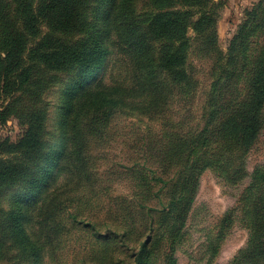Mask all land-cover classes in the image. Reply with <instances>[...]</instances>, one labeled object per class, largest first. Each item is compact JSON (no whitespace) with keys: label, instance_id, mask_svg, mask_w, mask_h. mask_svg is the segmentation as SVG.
Wrapping results in <instances>:
<instances>
[{"label":"trees","instance_id":"trees-1","mask_svg":"<svg viewBox=\"0 0 264 264\" xmlns=\"http://www.w3.org/2000/svg\"><path fill=\"white\" fill-rule=\"evenodd\" d=\"M35 2L0 0V122L14 114L20 124L26 125L15 143L16 151L26 159L30 151H43V159L55 162L73 142L84 116L92 119L96 110H119L125 104L135 111L128 114L153 123L150 128L160 126L164 137L155 147L158 162L147 179L148 184L160 183V194L156 191V204L146 207L150 227L153 232H161L139 244L134 264H150L154 253L151 244L162 239L168 246L163 264H176L175 247L205 169H211L230 185L248 178L236 204L225 210L216 234L209 237L210 252H215L234 218L239 217L247 239L230 262L264 264V162L250 171L246 165V155L264 128V0H255L246 8L225 51L218 45L215 16L223 0ZM98 14L102 15L99 22ZM113 51L114 56H110ZM119 54L124 56L127 80H131L122 79L114 85L100 80L92 83L104 61L108 58L107 71ZM193 58L202 60L206 69L202 66L198 70ZM30 65L33 69L42 66L47 71H65L74 77L69 81L62 109L61 124L66 127L67 137L60 149L48 145L37 121L41 108L33 110L35 100L30 113V90L39 97L48 87L42 76L33 89ZM199 71L209 81L204 89L205 84L201 87V101L197 98ZM65 82L61 81L62 85ZM175 94L187 104L170 113ZM195 106L196 111H192ZM5 145L0 140V151ZM49 149H54L52 154L46 153ZM6 169L0 166V184L8 179L6 187L22 174L30 187L29 165L17 167V172L8 175ZM49 171L47 165L46 175ZM39 174L40 168L35 169L34 178ZM46 175L43 181H47ZM34 185L36 189L29 198L38 192L40 179ZM167 190L170 193L164 199ZM156 213L157 228L151 225ZM31 254L36 256L37 251Z\"/></svg>","mask_w":264,"mask_h":264},{"label":"rangeland","instance_id":"rangeland-1","mask_svg":"<svg viewBox=\"0 0 264 264\" xmlns=\"http://www.w3.org/2000/svg\"><path fill=\"white\" fill-rule=\"evenodd\" d=\"M223 1L215 16L218 45L225 51L229 38L245 17L246 8L255 0ZM97 20H102L101 14L97 15ZM113 53L110 56H114ZM108 58L92 83L100 80L114 85L116 81L122 83V79L130 81L124 56L117 55L115 65L105 71ZM192 61L198 65V70L206 67L202 60L193 58ZM30 73L33 89L40 84L42 76L43 83L48 81V87L39 97L33 96L30 90V113L41 108L37 121L45 131L46 141L49 146L60 149L67 137L66 127L61 124L62 109L69 81L74 77L65 71H47L42 66L33 69L30 65ZM198 78L197 98L201 101L209 81H205L200 71ZM61 81L66 82L62 85ZM59 82L61 85L57 86ZM179 96L174 95L170 113L182 110L187 104ZM33 100L37 103L33 104ZM124 106L119 110H96L92 119L84 116L73 142L55 162L47 157L43 159V151H30L28 159L16 151L15 143L22 137L26 125L20 124L14 114L0 122V140L6 142L4 151H0V166L7 168L5 175L17 172L16 168L25 164L30 167L29 188L22 174L6 187L8 179L0 184V264H134L133 255L139 244L151 234L161 232L157 229L153 232L146 207L156 204V191L160 194V183L150 181L148 184L147 179L158 162L155 147L164 137H161L160 126L150 128L153 123L140 115L128 114L135 111ZM193 110L196 111V106ZM177 117L175 114L174 118ZM53 151L49 149L46 153ZM246 157L249 171L264 162V128ZM47 165L50 167L48 175ZM37 168H40L39 178H34ZM172 171L173 167L166 175ZM45 175L47 181L42 180ZM36 179H40L41 185L29 198V193L36 189ZM247 181L248 178L241 184L230 185L211 169L201 173L182 237L175 247L176 264H232V257L247 239V230L239 217L234 218L214 253L210 252L208 242L216 234L225 210L236 204ZM169 193L170 190L164 192V199ZM156 217L157 213L151 219L155 228L158 227ZM151 246L154 253L150 264H163L168 248L166 240ZM33 251H37L36 256L31 254Z\"/></svg>","mask_w":264,"mask_h":264}]
</instances>
